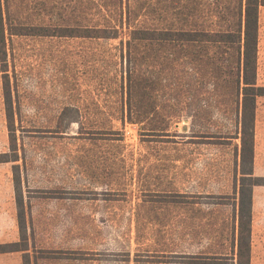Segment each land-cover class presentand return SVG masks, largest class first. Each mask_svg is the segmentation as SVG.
<instances>
[{
    "label": "rangeland",
    "instance_id": "374dc122",
    "mask_svg": "<svg viewBox=\"0 0 264 264\" xmlns=\"http://www.w3.org/2000/svg\"><path fill=\"white\" fill-rule=\"evenodd\" d=\"M136 1L131 9L158 28L235 24L232 0ZM99 5L5 2L10 20L31 35L6 41L24 222L16 228L12 164H0V244L27 245V254H13L18 264H237L240 142L222 139L235 134L230 88L216 89L204 72L183 65L177 44L172 64L159 54L143 64L158 92L146 84L140 123L130 122L125 33L118 40L39 36L46 27L75 34L98 25ZM2 82L0 74V155L9 152ZM257 85L264 87V8ZM254 144V176L264 178V97L257 99ZM254 200L250 264H264V187Z\"/></svg>",
    "mask_w": 264,
    "mask_h": 264
},
{
    "label": "trees",
    "instance_id": "16d2710c",
    "mask_svg": "<svg viewBox=\"0 0 264 264\" xmlns=\"http://www.w3.org/2000/svg\"><path fill=\"white\" fill-rule=\"evenodd\" d=\"M219 3L220 0H212ZM235 2V24L232 27L209 29H174L158 28L151 25L145 12L131 9V0H101L98 25L82 27L72 33V29L46 27L39 36L75 37L82 39L118 40L119 34L125 33V41H121L122 59L125 62V83L127 118L130 122L140 123L144 97L150 92L156 94L157 81H151L141 70L143 64L164 55L170 64L174 62V49L181 45L179 59L183 65L197 75L204 72L212 86L230 88L229 95L234 107L235 134L220 138L238 140L239 144V185L236 191L235 222L237 232V264H250L251 225H252V192L254 187H264V178L254 176V129L257 99L264 97V87L257 85V53H258V13L264 7V0H232ZM6 0H0V74L2 76L3 106L8 129V153L0 155V164H12L13 187L18 208V226L22 229L24 218L19 206L22 200L20 161L16 132L14 129L15 110L11 96V85L8 75L7 38L12 36H28L30 28L15 25L7 15ZM137 0L135 3H138ZM232 9V10H233ZM169 64L168 71H172ZM155 71L156 68L154 67ZM213 95H216L213 94ZM148 100V99H147ZM153 110L156 108L153 107ZM152 112V111H150ZM134 116V118H132ZM164 133H167L165 130ZM218 136V135H217ZM201 138H209L200 133ZM216 137V136H214ZM211 138V137H210ZM221 139V140H222ZM220 140V139H219ZM22 206V201H21ZM22 240V239H21ZM20 243L0 245V254L25 252Z\"/></svg>",
    "mask_w": 264,
    "mask_h": 264
},
{
    "label": "crops",
    "instance_id": "0c3cea01",
    "mask_svg": "<svg viewBox=\"0 0 264 264\" xmlns=\"http://www.w3.org/2000/svg\"><path fill=\"white\" fill-rule=\"evenodd\" d=\"M261 8H264V7H261ZM260 9H259V13H258V40H259V14H260ZM255 122H256V118H255ZM254 142H255V129H254ZM254 146H255V144H254ZM254 171H255V166H254ZM256 188H258V187H254L253 188V192H252V224H253V216H254V211H255L254 193H255ZM12 222H13V218H12ZM14 222H15L16 228H17L18 221L14 220ZM0 229H1V227H0ZM251 245H252V225H251ZM251 247H250V252H251ZM15 253L16 254L17 253H23V255L27 254V253H24V252L2 253V254H0V264H2V261H3L4 258H14L15 259V264H18V258L14 257V255H13ZM9 255H10V257H8ZM250 257H251V255H250Z\"/></svg>",
    "mask_w": 264,
    "mask_h": 264
}]
</instances>
